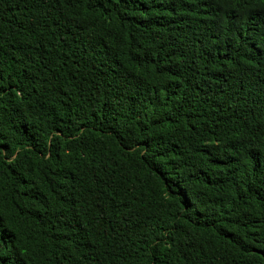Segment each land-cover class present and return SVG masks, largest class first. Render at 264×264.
<instances>
[{
    "label": "trees",
    "instance_id": "16d2710c",
    "mask_svg": "<svg viewBox=\"0 0 264 264\" xmlns=\"http://www.w3.org/2000/svg\"><path fill=\"white\" fill-rule=\"evenodd\" d=\"M0 264H264V0H0Z\"/></svg>",
    "mask_w": 264,
    "mask_h": 264
}]
</instances>
